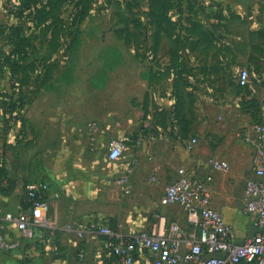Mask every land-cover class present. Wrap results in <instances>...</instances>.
<instances>
[{"label": "crops", "instance_id": "1", "mask_svg": "<svg viewBox=\"0 0 264 264\" xmlns=\"http://www.w3.org/2000/svg\"><path fill=\"white\" fill-rule=\"evenodd\" d=\"M168 61L160 62L168 66ZM166 69H159L154 78L141 71L134 91L123 87L117 92L105 85L64 87L63 94L75 95L68 103L65 96L58 97L61 93L56 97L50 86L42 89L41 101L32 103L27 115L37 146L45 151L37 153L34 146L26 147L23 157L18 156V150L10 157V168L14 169L9 176L11 188L0 189V212H5L26 206L28 199L19 190L25 183L48 184L45 196L57 242L53 246L43 240V244L19 249L31 264H116L102 248L104 236L90 230V222L98 221L120 236L130 237L147 230L157 214L182 226L185 234L180 244L186 249L197 228L185 210L167 203L163 196L180 167L200 177L212 175V205L232 225L235 242L253 233L241 201L244 183L252 176L251 149L238 131L256 121L264 122V79L258 82L250 77L247 85L250 93L246 98L259 103L253 118L242 108L236 93L223 95L216 105L202 100L195 106L191 101L192 123L188 136L183 137L173 112L175 76ZM198 132V144L193 150L186 149L185 140ZM111 140L123 146L115 160L107 156ZM50 151L49 161L45 154ZM211 158L227 160L230 168L213 170ZM122 176L127 179L125 184L116 182ZM3 231L8 240L20 236L12 223L4 222ZM79 251L82 257L77 256ZM142 252L146 250L135 253V264L138 260L149 264L142 259Z\"/></svg>", "mask_w": 264, "mask_h": 264}, {"label": "rangeland", "instance_id": "2", "mask_svg": "<svg viewBox=\"0 0 264 264\" xmlns=\"http://www.w3.org/2000/svg\"><path fill=\"white\" fill-rule=\"evenodd\" d=\"M32 1L35 7L45 6L42 22L30 11L19 14V0H0V61L13 47L12 29L21 27L22 34L30 36L27 56L39 67L38 74L30 73L28 83L21 86L19 81L12 84L9 80L7 65L0 74V104L4 97L12 94L17 98L21 93L27 105L23 126L14 113L13 126L9 125L0 136L2 166L8 176L14 170L10 168V157L18 150V156L23 157L26 147L34 146L37 153L45 151L37 146L27 115L32 103L42 100L45 87H54L56 97L61 93L58 97L65 96L64 100L72 103L75 95L63 94L64 87L105 85L117 92L123 87L134 91L141 71L154 78L159 69L166 67V71L172 70L170 74L180 70L185 98L195 106L202 100L216 105L223 95L236 93L242 108L253 116L245 104L250 88L238 86L237 75L246 68L251 79H264V0H84V4L81 0ZM168 60V66L161 65L160 61ZM47 71L49 77L41 85L40 75ZM200 134L196 135L198 139ZM50 153L45 154L49 161ZM141 257L149 262L146 252ZM0 264H31V260L22 257L19 249L3 250Z\"/></svg>", "mask_w": 264, "mask_h": 264}, {"label": "built area", "instance_id": "3", "mask_svg": "<svg viewBox=\"0 0 264 264\" xmlns=\"http://www.w3.org/2000/svg\"><path fill=\"white\" fill-rule=\"evenodd\" d=\"M250 73L246 68L239 70L237 84L247 86ZM238 136L251 149L252 176L248 178L242 190L243 210L248 214L254 231L251 235L235 242L232 225L224 215L212 205V194L209 183L211 174L197 176L188 168L180 167L176 178L163 190L164 200L177 204L187 213V218L196 226V235L186 249H181V240L185 234L182 226L176 221L157 214L147 230L130 237L120 236L111 228L92 221L90 230L104 236L102 248L116 264H135V253L146 250L149 264H264V122L256 121L241 128ZM198 144L197 137L185 140V147L193 150ZM123 146L118 140L109 142L108 159L120 157ZM210 167L216 171H227L230 164L227 160L211 158ZM3 184L6 180H3ZM116 182L125 184L126 177H118ZM28 192L30 204L18 207L14 211L0 212V251H12L24 243L46 240L55 245L56 229L51 221L46 199L48 184L34 181L20 187ZM129 192L127 188L125 190ZM14 224L20 236L8 240L5 238L3 223ZM78 257L83 252L77 253Z\"/></svg>", "mask_w": 264, "mask_h": 264}, {"label": "trees", "instance_id": "4", "mask_svg": "<svg viewBox=\"0 0 264 264\" xmlns=\"http://www.w3.org/2000/svg\"><path fill=\"white\" fill-rule=\"evenodd\" d=\"M81 1L83 2V4L85 3L84 0H81ZM43 8H45L44 5L35 7L34 2L32 0H19V6H18L19 14H23L25 12L30 11L31 13H33L34 17L37 20H39V22L43 21V18H40V16H43L44 14L42 13V10H44ZM46 10H47L46 12L49 14L51 11V7L48 6ZM10 35H11L10 42L11 44H13V47L11 51L5 56L3 61H0V74L2 72V67L4 65H7L8 67L7 75L10 78L9 80H12V84L13 82L19 81V85L21 86L23 84L28 83V81L30 80L29 78L30 73L37 72L38 74L37 70L39 67L35 60L32 59L30 61L27 56L28 51L26 50V48L31 46L29 43L30 36L23 35L21 27L13 28ZM31 50H32V47H31ZM42 61L44 60L42 59ZM173 73L175 76L174 82H173L174 91L172 92V96L174 98L173 112H174L175 118L177 119V123L180 125L183 137H187L190 131V126H191L192 117H193V112L190 106L191 101L186 100L185 98L186 95L183 91V88H184L183 86L184 81L182 79L183 77L182 75L181 77L179 76L180 70L174 69ZM48 77H49L48 71L40 75V79L42 81L41 85H44L46 83V80L48 79ZM9 80L7 82L10 83L11 81ZM240 87H246V86H240ZM21 95H22L21 93H18L17 98H13V95L10 94L9 97H4L3 99L4 101L1 102L0 104V110H1L0 111V136L6 133L9 125L10 126L12 125L11 116L14 121L16 120L18 121L20 119L21 126H23L22 124L23 123L22 121H24L23 115H24L27 105L25 102H23ZM245 104L247 105L246 107H248L249 109H252L251 111L253 113L252 117H254V111L257 109L259 105L258 100L255 98H250L247 101H245ZM5 113H7L8 116H6ZM14 113H15L16 120L13 117ZM18 114L20 115L18 116ZM2 157H3V154L0 152V189L2 191H9L11 188L12 182H11V178L3 170ZM3 180H6L5 184H3L4 183ZM25 204L26 206L29 205L30 201L29 200L25 201ZM43 240L44 239L42 240L40 239L37 241L24 243L18 249H21L23 247L33 246L36 243L43 244Z\"/></svg>", "mask_w": 264, "mask_h": 264}, {"label": "water", "instance_id": "5", "mask_svg": "<svg viewBox=\"0 0 264 264\" xmlns=\"http://www.w3.org/2000/svg\"><path fill=\"white\" fill-rule=\"evenodd\" d=\"M25 197H26L27 199L29 198V194H28L27 191L25 192Z\"/></svg>", "mask_w": 264, "mask_h": 264}]
</instances>
